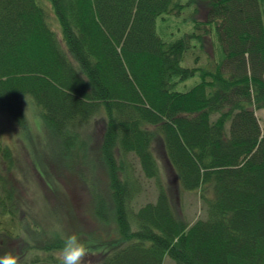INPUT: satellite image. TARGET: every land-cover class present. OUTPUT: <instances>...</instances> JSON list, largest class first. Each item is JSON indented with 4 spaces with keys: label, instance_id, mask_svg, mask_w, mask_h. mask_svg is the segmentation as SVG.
I'll return each mask as SVG.
<instances>
[{
    "label": "trees",
    "instance_id": "1",
    "mask_svg": "<svg viewBox=\"0 0 264 264\" xmlns=\"http://www.w3.org/2000/svg\"><path fill=\"white\" fill-rule=\"evenodd\" d=\"M49 1L61 37L44 0H0V112L27 127L24 97L31 95L46 128L68 148L84 145L83 134L103 122L99 159L108 201L98 199V227L87 230L70 233L61 201H47L39 220L18 222L0 176V215L25 227L27 237L4 235L0 255L35 252L31 264H59L63 233L86 239L96 264H165L167 257L176 264H264V127L257 114L264 110V0ZM194 3L192 29L176 26L164 38L159 19L180 18ZM213 23L219 61L183 65L193 41L205 47ZM199 70L190 90L173 89ZM157 148L169 189L161 179L157 199L137 207L141 188L130 156L147 178L159 179ZM12 159L0 136V164ZM179 189L199 191L203 217H180ZM51 213L63 225H52ZM112 217L115 231L107 229Z\"/></svg>",
    "mask_w": 264,
    "mask_h": 264
},
{
    "label": "rangeland",
    "instance_id": "2",
    "mask_svg": "<svg viewBox=\"0 0 264 264\" xmlns=\"http://www.w3.org/2000/svg\"><path fill=\"white\" fill-rule=\"evenodd\" d=\"M195 5L196 3L190 6L180 18L170 17L167 22L159 19V33L166 38L167 32L176 30V26H180L183 31L191 30L192 22H194V17L191 14ZM43 6L49 13V22L52 28L61 37L60 20L50 1L44 0ZM198 18L205 21V12L201 11ZM208 26V32L203 38V41L206 42L205 47H202V42L193 41L184 56L183 65L212 68L211 63L214 66L219 61L222 48L216 28L217 24L213 23ZM181 33L180 30L176 31L177 35ZM200 80L199 70L195 76L177 81L173 89L185 92ZM24 109L27 118V127L25 126V128H21L8 112H0V136L13 152L11 162L4 160L0 164V176H3L8 184L7 194L13 197L16 207H11L15 208L16 220L19 222L26 216L39 220L43 218L47 201L51 207L61 201L64 206L62 215L71 221L67 226L70 233L77 232L81 228L87 230L90 227H98L97 220L94 218V208L98 204V199L108 201L107 189H109L106 167L99 159L103 122L90 127L89 132L83 134L84 145H73L68 148L62 145L61 138L56 137L51 130L46 128L40 108L31 95L24 97ZM257 114L264 127V110H259ZM157 150L156 156L160 168L159 179L147 178L141 170L138 159L130 156L132 165L129 166V169L134 171L131 175H136L141 188L134 201L137 207L157 199L158 184L161 183V179L164 181V187L169 189L170 177L167 176V162L161 154V150L158 148ZM93 166H96L95 170H92ZM8 189L12 190L20 199L19 206L15 200L16 196L11 195ZM5 193L6 191L3 192V194ZM175 200L177 213L189 222L193 223L204 216V204L198 190L179 189L178 197ZM47 208L50 209L49 206ZM49 218L52 225H57L56 218L52 213ZM1 219L4 222L0 223V242L6 241L10 233L18 231L20 237L25 238V227L17 221L16 224L10 223L8 218L0 215V221ZM58 223V225H63L60 221ZM105 223L107 222L105 221ZM100 228L103 227L100 226ZM115 228L116 224L112 217L107 229L115 231ZM82 240L87 243L86 239ZM14 246L19 249L22 242L17 241ZM34 254L36 253L34 252ZM0 256L2 257L3 254L1 253ZM97 258V255H89L84 264H96ZM165 264H176V262L167 257Z\"/></svg>",
    "mask_w": 264,
    "mask_h": 264
},
{
    "label": "clouds",
    "instance_id": "3",
    "mask_svg": "<svg viewBox=\"0 0 264 264\" xmlns=\"http://www.w3.org/2000/svg\"><path fill=\"white\" fill-rule=\"evenodd\" d=\"M61 239L63 240V247L56 255L59 264H84L86 257L91 252L88 244L76 234L66 235L62 233ZM34 258L35 254L33 252H29L24 257L19 254L7 253L0 257V264H31Z\"/></svg>",
    "mask_w": 264,
    "mask_h": 264
}]
</instances>
